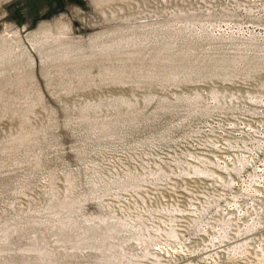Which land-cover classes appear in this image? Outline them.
I'll return each mask as SVG.
<instances>
[{"label":"rangeland","instance_id":"374dc122","mask_svg":"<svg viewBox=\"0 0 264 264\" xmlns=\"http://www.w3.org/2000/svg\"><path fill=\"white\" fill-rule=\"evenodd\" d=\"M0 264H264V0H0Z\"/></svg>","mask_w":264,"mask_h":264}]
</instances>
